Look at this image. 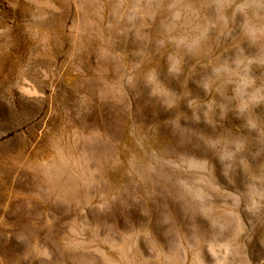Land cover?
Listing matches in <instances>:
<instances>
[{
    "label": "rangeland",
    "instance_id": "obj_1",
    "mask_svg": "<svg viewBox=\"0 0 264 264\" xmlns=\"http://www.w3.org/2000/svg\"><path fill=\"white\" fill-rule=\"evenodd\" d=\"M0 264H264V0H0Z\"/></svg>",
    "mask_w": 264,
    "mask_h": 264
}]
</instances>
